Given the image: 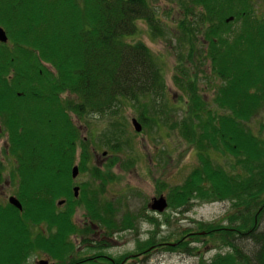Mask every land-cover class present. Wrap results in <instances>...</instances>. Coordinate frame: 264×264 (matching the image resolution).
Listing matches in <instances>:
<instances>
[{
  "label": "trees",
  "instance_id": "trees-1",
  "mask_svg": "<svg viewBox=\"0 0 264 264\" xmlns=\"http://www.w3.org/2000/svg\"><path fill=\"white\" fill-rule=\"evenodd\" d=\"M188 2L198 12L201 39L188 33L186 19L180 21L181 31L190 47L195 40L205 49L198 55L205 53L223 83L213 98L217 109L211 110L197 81H185L192 117L179 124L198 165L169 188L167 209L183 214L198 204L228 202L230 212L217 222L195 221L170 242L177 235L157 238L160 227L170 225L165 213L162 221L145 212L118 214L111 203L99 202L100 189L90 185L74 198L71 170L78 148L80 172L89 171L103 184L113 178L109 169L105 175L88 167V146L71 114L116 116L122 101H129L137 105L144 127L156 123L148 117L156 115L153 107L139 104L162 96V74L149 48L130 41L141 21L153 38L163 37L150 0H0V27L8 38L0 43V123L7 152L18 162L22 205L21 211L0 206V264H26L37 250L55 264L72 263L77 257H62L67 245L60 240L75 232L72 216L82 204L90 220L108 233H137L142 220L153 225L146 238L136 240V251L143 254L160 246L163 252L198 257L202 243L216 253L210 259L201 256L196 264H264V140L249 126L264 107V17L258 18L252 0ZM177 69L186 77L190 73ZM118 125L110 127L117 132ZM115 132L113 151L125 134ZM60 198L66 204L56 217L53 206ZM31 224L55 230L47 241L32 244Z\"/></svg>",
  "mask_w": 264,
  "mask_h": 264
},
{
  "label": "rangeland",
  "instance_id": "rangeland-1",
  "mask_svg": "<svg viewBox=\"0 0 264 264\" xmlns=\"http://www.w3.org/2000/svg\"><path fill=\"white\" fill-rule=\"evenodd\" d=\"M182 1L183 3L181 0H150L161 20L163 37L153 38L147 24L141 21L137 23V35L130 39L131 42L140 40L149 48L162 74L164 84L162 96L143 98L139 104V106L143 105L144 107L149 103L153 107L152 110L156 115L148 117L154 118L156 125L153 123L144 127L138 119L137 105L133 104L134 110L129 101H122L119 114L116 116L86 115L76 117L71 114L73 123L78 129L80 140L83 139L88 146L91 157L88 167L98 168L105 175L109 169L107 175L113 178L112 181L103 184L99 180H93L89 171H79L78 177L72 180V183L76 185L88 181L91 187L100 189L101 192L98 193L99 202L101 204L111 203L116 211L121 212L120 214L145 212L162 221L165 213L170 218V225L160 227L157 238L161 239L162 236L170 233L177 235L171 237L170 242L179 238L178 235H181L182 231L192 228L195 221L217 222L223 220L225 215L230 212L228 202L198 204L190 212L183 214H176L173 210L167 209L161 215L155 214V216L148 209V204L153 198H158L161 195L166 197L169 188L181 184L185 177L198 165L195 150L182 137L181 124H179L187 118L190 119L189 116L192 114L191 106L188 103L189 87L185 81H197L198 93L211 110L217 109L213 104V98L223 83L212 72L211 63L205 53L198 55V51L205 49L195 40H193V46L190 47L186 36L183 35L180 21L186 19L187 27L185 28L189 34H194L193 39H201L200 34L196 32L200 31L202 25L199 24L200 21L196 16L198 15L197 10L190 8L188 0ZM252 2L258 18H263L264 0H252ZM184 6H188L186 8L188 15H185ZM189 52L191 53L190 56L188 55ZM180 66L184 72H190V76H184L183 72L177 69ZM175 77L176 79L178 77L184 84L181 85ZM148 110L150 108L147 107L146 112ZM132 119H137L141 124V132L134 131L131 124ZM116 121L120 123L117 132H115V128L110 127ZM249 126L256 136L264 140V107L250 121ZM119 130H124L125 134L120 139L117 150L113 151L110 147L115 145V142L111 138V134L113 132L119 133ZM5 136H0V157L5 151ZM105 145L109 146L105 147ZM78 153L79 148L77 161L73 166L79 164ZM217 156L219 161V155ZM114 159H117V162L111 164ZM2 172L5 173L1 176L0 186L5 188V180L9 178L8 164L2 166ZM17 180L19 177L15 176L14 182ZM9 190L10 188H8V192ZM118 198L120 200H117ZM82 215L83 212L77 210L74 217L80 225L84 224ZM140 222L142 223L139 225L140 228L137 233L127 230L122 234L113 235L110 241L105 242L108 244V248L101 253L114 258L144 255L142 251H136V240L146 238L148 236L147 231H152L154 227L146 220ZM197 246L200 247L198 257L154 251L149 254L146 253L148 258L137 264H196L201 256L210 259L216 253L210 244L205 246L199 243ZM42 258L30 257L26 264H35L37 260Z\"/></svg>",
  "mask_w": 264,
  "mask_h": 264
},
{
  "label": "flooded vegetation",
  "instance_id": "flooded-vegetation-1",
  "mask_svg": "<svg viewBox=\"0 0 264 264\" xmlns=\"http://www.w3.org/2000/svg\"><path fill=\"white\" fill-rule=\"evenodd\" d=\"M1 135H4V130H3L1 123H0V136ZM5 139H6V136H5ZM4 145H5L4 146L5 151H4V154L2 155V157H0V180H2L1 176L4 175V173H5V172H2V166H4V164H5V166H6V164L9 165V172H8L9 178L5 180V183H6L5 188L0 186V206H3V207H5L7 204H9L8 199L10 197H15L19 201V199L17 197L18 180L16 182H14L15 176H18V172H17L18 162H17V159L15 157L10 156L9 153L7 152L6 142H4ZM90 176L92 178V175H90ZM77 177H78V175H77ZM75 179H73V180H75ZM87 182L77 183L76 185L74 183H72V189L71 190H73V188H75V187L78 188L77 197L74 196V198H78L80 196V193H81L80 190H81V187L83 185H89V182L88 183ZM8 188H10L9 192H8ZM6 189H7V191H6ZM117 200H120V199L118 198ZM61 201H63V202L61 203ZM65 204H66V200H64V199L60 198V199L56 200L55 206H53V213L55 214L54 216L61 217V215H59V214H61V209L64 208ZM149 206H150V203L148 204V209L150 210ZM77 210H81L83 212V215H82L83 221L82 222H84V224H83L84 226L78 224L75 221L74 217H75V214L77 213ZM116 212L118 214L121 213L119 211H116ZM152 212L154 213L153 215H155V214L161 215L162 213H164V212L157 213L154 211H152ZM118 218L119 217L117 216V219ZM72 222L76 228L75 232L69 234L68 237L60 240V242L65 243L67 245L63 249L62 253H64V255L62 257H77V258L74 259V261L72 263H65V264H133V263L137 264L139 262L142 263L145 259L148 258L145 255L146 253H144L145 256L144 255H141V256L130 255V256L116 257V258L108 257L106 255H103V253L98 254L97 252H99V251L101 252V251L106 250L108 248V244H106L105 242L110 241L111 238L113 237V235L122 234L125 231H127L128 229H122L121 231L119 229L115 232L108 233L104 227H101L100 225H98V224H96L90 220V218L87 215V211L85 209V206L83 204L80 206H77L75 213L72 216ZM54 230H55V227L51 226V228H49V226L46 224H39L36 226L31 224L30 232H31L32 237L30 239V242L32 244L36 243V240H40L42 242H45V241H47L51 232ZM34 234L35 235L40 234L43 237L37 238V237H34ZM189 239H190V237H187V241ZM99 247H100V249H99ZM154 251L157 253L163 252L160 246L151 250L150 252H154ZM164 252H166V251H164ZM149 253H147V254H149ZM59 256L61 257V253ZM28 257L48 258V259L42 258L39 260H47L48 264H55L54 262H52L49 259L50 256L47 253L42 252L41 250H37L34 252L32 251L31 255ZM39 260H37V261H39ZM36 262H35V264H36Z\"/></svg>",
  "mask_w": 264,
  "mask_h": 264
},
{
  "label": "water",
  "instance_id": "water-1",
  "mask_svg": "<svg viewBox=\"0 0 264 264\" xmlns=\"http://www.w3.org/2000/svg\"><path fill=\"white\" fill-rule=\"evenodd\" d=\"M8 42V38L6 35L5 30L0 27V43L1 44H6ZM132 127L135 132L139 133L142 130L141 124L137 121V119H132L131 120ZM78 167L73 166L71 170V177L72 179H75L78 175ZM74 196L77 197V192L78 188L75 187L73 188ZM8 202L11 206L15 207L17 210L21 211L22 210V205L21 203L17 200L15 197H10L8 199ZM63 201H61L62 203ZM151 211L157 212V213H162L167 209V201L165 196L161 195L158 198H153L151 200L150 206H149ZM36 264H48L47 260H39L36 262Z\"/></svg>",
  "mask_w": 264,
  "mask_h": 264
}]
</instances>
